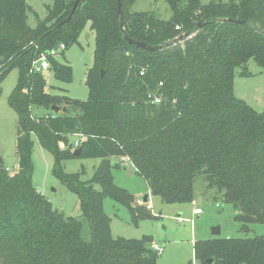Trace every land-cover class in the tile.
Listing matches in <instances>:
<instances>
[{
  "label": "trees",
  "instance_id": "obj_1",
  "mask_svg": "<svg viewBox=\"0 0 264 264\" xmlns=\"http://www.w3.org/2000/svg\"><path fill=\"white\" fill-rule=\"evenodd\" d=\"M49 1L46 17L31 26L27 0H0V95L5 76L19 70L9 97L18 115V170L10 172L0 157V264H157L151 238L114 237L104 209L110 197L135 222L152 216L114 180L125 159L165 203L195 201L203 174L204 192L232 204L241 229L264 224V109L234 93L238 68L248 75L250 59L264 65V0H167L169 19L122 0L125 31L135 40L159 45L192 32L155 51L126 39L118 0H80L69 21L76 0ZM88 23L96 36L89 98L49 93L44 73L30 72L32 62L60 44L67 49ZM51 62L57 79L73 80L70 64ZM54 105L68 111L56 113ZM35 108L49 112L34 116ZM33 134L54 155V174L78 195L90 240L81 219L54 208L35 187ZM71 135L82 136L78 146ZM76 157L101 158L90 180L64 171L63 162ZM194 257L201 264H264V234L196 240Z\"/></svg>",
  "mask_w": 264,
  "mask_h": 264
},
{
  "label": "rangeland",
  "instance_id": "obj_2",
  "mask_svg": "<svg viewBox=\"0 0 264 264\" xmlns=\"http://www.w3.org/2000/svg\"><path fill=\"white\" fill-rule=\"evenodd\" d=\"M35 13H30L29 23L36 26L39 19L47 15L49 0H27ZM228 2L229 0H200L202 4ZM136 12H149L161 19L172 17V10L167 0H136L132 5ZM96 36L88 23L78 40L69 45L64 54L57 56L58 61L68 63L73 68V80L62 81L55 77L52 70L44 72L47 80V91L53 95L68 96L72 99L87 100L89 87L87 85L88 71L94 64ZM248 75L241 74L238 68L234 82V93L257 111L264 109V65H259L253 59L246 64ZM19 78V70L13 68L2 81L0 95V157L10 172L18 170L17 154L18 115L9 103V97L15 89ZM34 116L43 115L45 108H35ZM34 140L33 183L45 195L54 208L68 216L78 217L83 221L82 237L90 240L89 223L83 218L80 200L62 180L54 174V155L44 149L37 136ZM72 143L82 141L81 135H71ZM130 161H126L128 165ZM101 163V158L76 157L63 162L65 172L81 173L83 180H90ZM116 184L126 188L136 199L148 195L153 209L152 216L139 218L135 222L130 210L110 197L104 200L105 212L111 217V231L114 237L141 239L149 236L152 242L159 243L164 251L159 254L157 264H201L194 257V241L214 237H253L264 234V224L255 223L249 230L241 229V223L235 218L236 209L214 194L205 193V175H198L195 189L204 197L203 203L177 202L165 203L160 196L153 195L145 179L138 173L128 175L124 167L113 169ZM99 188V186H97ZM138 203V200L136 202ZM218 204V205H217ZM140 205V204H139ZM203 208V213H195L196 207ZM220 226L221 233L215 235L212 228ZM152 243H150V246ZM152 247V246H151Z\"/></svg>",
  "mask_w": 264,
  "mask_h": 264
},
{
  "label": "water",
  "instance_id": "obj_3",
  "mask_svg": "<svg viewBox=\"0 0 264 264\" xmlns=\"http://www.w3.org/2000/svg\"><path fill=\"white\" fill-rule=\"evenodd\" d=\"M80 0H76L75 1V4L72 8V12L71 14L68 16V18L66 19V21H69L74 13V11L76 10L78 4H79ZM118 16L120 18V27L121 29L123 30V32L125 33V37L126 39L129 41V43H133V44H136L144 49H147V50H150V51H155V50H161L167 46H170V45H173L175 44L176 42L178 41H183L185 40L186 38H188L190 35H191V31H188L187 33H184L178 37H176L175 39H173L172 41H169V42H166V43H163V44H159V45H150L148 43H145V42H142V41H139V40H135L133 39L132 37H130L126 31H125V27H124V21H123V13H122V0H118ZM225 21H229V22H235V23H239V24H245L246 21L244 20H238V19H234V18H227V19H224ZM205 24H207V22H199L197 27H202L204 26ZM104 75V71L101 72V76ZM52 110L55 111L56 113H59V112H67L68 109L66 106H63V107H60V106H52ZM82 148L79 147L78 149H76L74 151L75 155H79L80 152H81ZM129 174H132V168H129ZM148 199V196L146 195L144 197V201H147ZM212 233L215 234V235H219L221 233V229H220V226H216V227H213L212 228ZM212 262V259H209L208 263H211Z\"/></svg>",
  "mask_w": 264,
  "mask_h": 264
},
{
  "label": "built area",
  "instance_id": "obj_4",
  "mask_svg": "<svg viewBox=\"0 0 264 264\" xmlns=\"http://www.w3.org/2000/svg\"><path fill=\"white\" fill-rule=\"evenodd\" d=\"M177 28H179V26H177ZM64 50H66L65 45L64 44H60V45L57 46V48H53V49H51V50H49L47 52H43L38 58H36L32 62V65H31V68H30V72L31 73H44L45 71L50 70L51 67H52L51 59L52 58H57V56L60 55ZM75 145L78 146L79 142H76ZM125 160H128V159H125ZM129 163H130L131 166H133L131 162H129ZM7 169L10 170L9 168H7ZM138 203L140 205H145L146 208L149 209V210L153 209V206H152L151 202L148 199H147V201H144L143 199H140V200H138ZM194 211H195L196 214H200V213H202L203 210L199 206V207H196ZM151 246L159 254L164 251V247L162 245H160L159 243L152 242Z\"/></svg>",
  "mask_w": 264,
  "mask_h": 264
},
{
  "label": "crops",
  "instance_id": "obj_5",
  "mask_svg": "<svg viewBox=\"0 0 264 264\" xmlns=\"http://www.w3.org/2000/svg\"><path fill=\"white\" fill-rule=\"evenodd\" d=\"M126 161H128V160H125L124 161V165H123V167H124V169H125V171L127 172V174L129 173V168H132V174H129V175H133L134 173H135V169L131 166V165H128V163H126ZM147 184V183H146ZM148 186V185H147ZM196 194H197V198H196V200L195 201H193V202H197V203H203V201H204V197H203V195L201 194V193H199V192H196ZM146 196V195H145ZM144 196V197H145ZM148 196V195H147ZM144 197H143V200H144ZM148 198H149V196H148ZM140 199H142V198H138L137 200H140ZM203 209V208H202ZM151 211V210H150ZM202 213H203V211H202ZM202 213H200V214H202ZM200 214H197L198 215V217H199V215ZM195 242V241H194Z\"/></svg>",
  "mask_w": 264,
  "mask_h": 264
}]
</instances>
